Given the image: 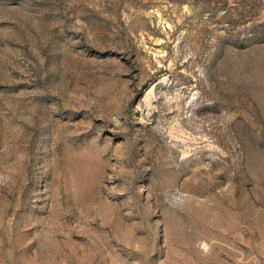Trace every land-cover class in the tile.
Segmentation results:
<instances>
[{
	"label": "rangeland",
	"instance_id": "1",
	"mask_svg": "<svg viewBox=\"0 0 264 264\" xmlns=\"http://www.w3.org/2000/svg\"><path fill=\"white\" fill-rule=\"evenodd\" d=\"M0 264H264V0H0Z\"/></svg>",
	"mask_w": 264,
	"mask_h": 264
}]
</instances>
